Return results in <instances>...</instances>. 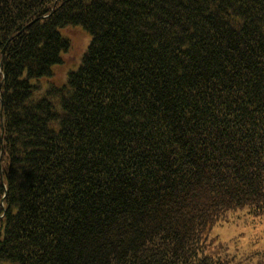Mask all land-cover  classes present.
<instances>
[{
	"label": "trees",
	"instance_id": "obj_1",
	"mask_svg": "<svg viewBox=\"0 0 264 264\" xmlns=\"http://www.w3.org/2000/svg\"><path fill=\"white\" fill-rule=\"evenodd\" d=\"M0 264H264V0H0Z\"/></svg>",
	"mask_w": 264,
	"mask_h": 264
},
{
	"label": "rangeland",
	"instance_id": "obj_2",
	"mask_svg": "<svg viewBox=\"0 0 264 264\" xmlns=\"http://www.w3.org/2000/svg\"><path fill=\"white\" fill-rule=\"evenodd\" d=\"M65 37L71 41V50L65 56V64L55 69L56 79L55 84H62L66 78V73L74 69L80 63V60L89 46L90 36L81 28H69L62 32ZM226 238H231L234 236V232L224 231Z\"/></svg>",
	"mask_w": 264,
	"mask_h": 264
}]
</instances>
